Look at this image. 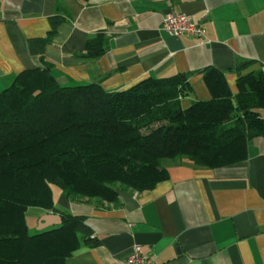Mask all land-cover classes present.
<instances>
[{
    "label": "crops",
    "instance_id": "1",
    "mask_svg": "<svg viewBox=\"0 0 264 264\" xmlns=\"http://www.w3.org/2000/svg\"><path fill=\"white\" fill-rule=\"evenodd\" d=\"M168 12L201 22L206 37L167 34ZM54 17L64 21L43 58L30 54L28 42L47 37ZM99 32L108 38L106 53L85 59ZM38 68H51L61 86L98 84L107 92L187 75L185 107L211 100L204 72L214 68L236 95L240 77L264 73V0H0V92ZM244 147L246 159L230 166L175 161L151 191H122L116 206L59 194L56 207L84 217L91 230L68 264H124L134 245L156 264H264V138L234 144ZM40 211L39 228L44 216H51L46 229L62 224L60 213Z\"/></svg>",
    "mask_w": 264,
    "mask_h": 264
},
{
    "label": "trees",
    "instance_id": "2",
    "mask_svg": "<svg viewBox=\"0 0 264 264\" xmlns=\"http://www.w3.org/2000/svg\"><path fill=\"white\" fill-rule=\"evenodd\" d=\"M63 21L54 17L47 37L30 40V54L43 58ZM108 45L99 32L83 57L100 58ZM204 73L212 98L189 107L192 88L182 74L107 92L61 86L51 68H38L0 92V237L10 238L0 241V264H68L79 236L90 237L84 217L56 207L54 187L72 202L116 206L120 192H148L164 180L165 161L210 169L244 161L246 147L235 142L264 138V73L240 77L236 95L222 72ZM30 208L58 212L63 222L31 235Z\"/></svg>",
    "mask_w": 264,
    "mask_h": 264
},
{
    "label": "built area",
    "instance_id": "3",
    "mask_svg": "<svg viewBox=\"0 0 264 264\" xmlns=\"http://www.w3.org/2000/svg\"><path fill=\"white\" fill-rule=\"evenodd\" d=\"M162 30L174 37L205 38L206 31L201 22L177 12H168L164 16ZM124 264H156L154 258L143 253L141 245H134Z\"/></svg>",
    "mask_w": 264,
    "mask_h": 264
},
{
    "label": "rangeland",
    "instance_id": "4",
    "mask_svg": "<svg viewBox=\"0 0 264 264\" xmlns=\"http://www.w3.org/2000/svg\"><path fill=\"white\" fill-rule=\"evenodd\" d=\"M172 163H173L172 161H165L164 166L168 167ZM53 190L55 193V197L61 194V190L58 189L57 187H54ZM40 214H41V211L39 208H31L28 210V213L26 214L27 225H28L29 232L31 235H34L39 231V226H37V218L39 217ZM0 241L7 243L10 241V238L0 237Z\"/></svg>",
    "mask_w": 264,
    "mask_h": 264
},
{
    "label": "water",
    "instance_id": "5",
    "mask_svg": "<svg viewBox=\"0 0 264 264\" xmlns=\"http://www.w3.org/2000/svg\"><path fill=\"white\" fill-rule=\"evenodd\" d=\"M49 218H51V216H44L42 218V221H41V224H40V228H39V231H42V230H45L46 228H48L50 225L47 224L48 223V220ZM54 218H57V217H54ZM60 220V224L62 223V219L61 218H58ZM54 225V224H53Z\"/></svg>",
    "mask_w": 264,
    "mask_h": 264
}]
</instances>
